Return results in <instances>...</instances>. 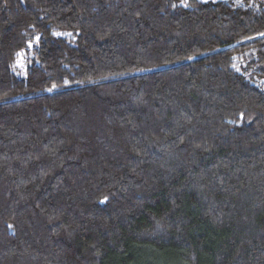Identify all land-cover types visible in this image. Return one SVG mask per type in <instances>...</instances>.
<instances>
[{
	"label": "trees",
	"instance_id": "obj_1",
	"mask_svg": "<svg viewBox=\"0 0 264 264\" xmlns=\"http://www.w3.org/2000/svg\"><path fill=\"white\" fill-rule=\"evenodd\" d=\"M0 264H264V0H0Z\"/></svg>",
	"mask_w": 264,
	"mask_h": 264
},
{
	"label": "rangeland",
	"instance_id": "obj_2",
	"mask_svg": "<svg viewBox=\"0 0 264 264\" xmlns=\"http://www.w3.org/2000/svg\"><path fill=\"white\" fill-rule=\"evenodd\" d=\"M32 46V43L28 44V47L30 48ZM14 74L22 78L25 75V63H24V58L20 55L15 63V66L13 68Z\"/></svg>",
	"mask_w": 264,
	"mask_h": 264
}]
</instances>
